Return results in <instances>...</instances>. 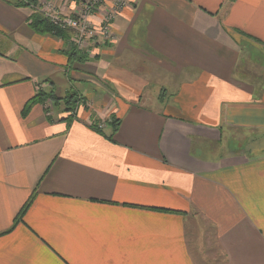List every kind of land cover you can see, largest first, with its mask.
Listing matches in <instances>:
<instances>
[{
  "label": "crops",
  "instance_id": "0c3cea01",
  "mask_svg": "<svg viewBox=\"0 0 264 264\" xmlns=\"http://www.w3.org/2000/svg\"><path fill=\"white\" fill-rule=\"evenodd\" d=\"M122 3L102 1L115 42L79 62L30 27L33 7L0 0V264H202L206 234L222 264H264V153L220 142L264 134V0ZM45 83L53 117L23 116ZM72 93L103 131L67 117Z\"/></svg>",
  "mask_w": 264,
  "mask_h": 264
},
{
  "label": "rangeland",
  "instance_id": "374dc122",
  "mask_svg": "<svg viewBox=\"0 0 264 264\" xmlns=\"http://www.w3.org/2000/svg\"><path fill=\"white\" fill-rule=\"evenodd\" d=\"M19 1H25V0H19ZM75 1L77 0H63V6H71V3H75ZM78 1H82L80 4H78V7L76 8L75 14H68L64 11H62L61 9H54L56 15H58L59 17L62 18H72L74 20H78V18L82 17L84 15V12L88 13V9H90L95 2H97V10L96 11H92V15H90L88 21H89V25H91L92 27H94V29L90 28V31L88 30L86 36L83 38L82 43L83 45L78 44V33L74 28H70V27H63L60 24H53L52 22H50L52 25L60 28L57 30H62L64 32H68L70 34V37H67L66 39H60L59 37L56 36V34H44V36L46 37H54L56 39L62 40L64 43H66L67 45H69L70 47V51H76V53H79L80 56L79 57H85L87 59H95L96 54L98 52L101 51V44L103 45V43L107 42L109 44L114 43L115 40L113 38H109L106 39V36H104L103 33H100V30L102 28V26L100 27V21L99 19L95 16L97 13L99 14L101 11V3L103 0H78ZM122 2H124V0H122ZM119 0H108L109 5L114 3V6H112V10L116 13V12H122L124 7V4ZM91 5V6H90ZM52 6V5H51ZM53 7V6H52ZM35 9V12H38L39 9L41 11H46L47 5L43 6L42 1L39 0L38 1V5L33 7ZM54 8V7H53ZM34 12V13H35ZM74 12V11H73ZM94 12V14H93ZM96 13V14H95ZM76 14H78L76 16ZM88 17V16H87ZM115 17V15H112L111 19H113ZM49 21V20H48ZM89 29V28H88ZM91 32V33H90ZM108 38V36H107ZM41 86V87H40ZM103 89L105 87H102ZM38 91H44L45 93H49L50 89L48 88V84H42L39 85V87L36 85V93ZM97 92V98H100V93L101 92L100 89L96 90ZM110 94V93H109ZM163 94H165V91H163ZM48 95V94H47ZM87 101H83V100H79L78 103L76 104V107L74 108V110H70L67 111V117H69L70 120H77L78 119V114L81 110H85V112H88L90 114V124L92 127H95L98 125L99 129H104L105 127H107V122L104 123H100L97 122L96 120V116L94 114V112H92V107H91V103H85ZM41 105L43 106L45 115L47 118L51 119L53 117V112H55L57 110L56 108V104L55 102L47 96L46 101ZM103 108H106L104 106H102ZM62 111V110H61ZM116 119L113 117H110V122L111 124L115 123ZM103 131V130H102ZM231 135V136H230ZM230 135L228 133L223 135V139L221 138L220 142H221V152L222 153H228L229 151H234L232 153H239V154H243L246 156H259L262 155L264 153V134H262L261 132L258 133H246V132H239V131H234L232 133H230ZM232 137H234L236 139V146L235 147H229L231 150H228L226 148L227 147V143L228 140ZM211 149V148H210ZM205 154L207 153L206 151L204 152ZM242 155V156H243ZM210 229V228H209ZM211 233V232H210ZM214 237H211V234L205 236L204 239V251H203V256L201 259V255L197 253L198 255V261L199 263L201 262L202 264H222L223 263V251L221 249L220 246H217V243L215 242V239H213Z\"/></svg>",
  "mask_w": 264,
  "mask_h": 264
},
{
  "label": "trees",
  "instance_id": "16d2710c",
  "mask_svg": "<svg viewBox=\"0 0 264 264\" xmlns=\"http://www.w3.org/2000/svg\"><path fill=\"white\" fill-rule=\"evenodd\" d=\"M38 1L39 0H25V1H19L18 0V5L24 6V7H35L38 5ZM230 2H233L235 0H229ZM30 27L38 34L44 35V34H56L57 37H59L60 39H66L67 37H70V34L67 32H64L62 30H57L60 29L54 25H52L50 23V21H48V19H46L44 17V15L40 12H35L30 20ZM74 54H71V56H76L75 54L76 51L72 52ZM82 61H86L85 57H79V62ZM47 84V83H46ZM39 87V85H37ZM41 87V86H40ZM48 94V95H47ZM50 97L56 104V106H59V104L62 102L59 99H57L53 93L49 92V93H45L44 91H38L36 93V96L33 97L25 106L24 110H23V116H26L30 110L32 109L33 106H35L36 104H43L46 101V98ZM79 99L76 96V94H70L68 95L65 99H64V105L66 106V110L70 111V110H74V108L76 107V104L78 103ZM120 122L118 120L115 121V123H113V132H116L117 128L119 127ZM97 130H101L98 127L96 128ZM30 205V201L27 203V205L25 206V208L21 211L20 215L17 218V222H19L22 218L24 213L26 212L27 208Z\"/></svg>",
  "mask_w": 264,
  "mask_h": 264
},
{
  "label": "built area",
  "instance_id": "2783aa9c",
  "mask_svg": "<svg viewBox=\"0 0 264 264\" xmlns=\"http://www.w3.org/2000/svg\"><path fill=\"white\" fill-rule=\"evenodd\" d=\"M100 3H102L100 1ZM97 2H95L94 4H92L93 6L88 9V13L84 12V15L80 18H78V20H74L72 18H62L59 17L58 15H56L54 8L51 5H48L46 8V11H38L40 13H42L44 15V17L46 19H48L50 22H52L53 24H60L63 27H70V28H74L77 33H78V44L83 45L82 40L83 38L86 36L88 30L90 31V28L94 29L91 25H89V17L90 15H92V11H96L97 10ZM91 6V5H90ZM94 14V12H93ZM96 14V13H95ZM78 14H76L77 16ZM88 16V17H87ZM89 28V29H88ZM91 33V32H90ZM100 33H103L104 36H106V39L110 38V35L108 33V29L107 28H101ZM108 36V38H107Z\"/></svg>",
  "mask_w": 264,
  "mask_h": 264
}]
</instances>
